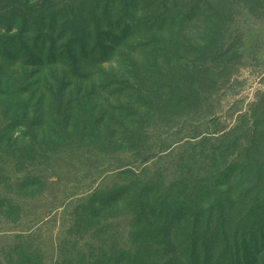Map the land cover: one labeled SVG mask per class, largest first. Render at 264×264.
Instances as JSON below:
<instances>
[{"label": "rangeland", "instance_id": "rangeland-1", "mask_svg": "<svg viewBox=\"0 0 264 264\" xmlns=\"http://www.w3.org/2000/svg\"><path fill=\"white\" fill-rule=\"evenodd\" d=\"M0 37V264H193L122 255L145 222L264 264V0H0Z\"/></svg>", "mask_w": 264, "mask_h": 264}, {"label": "trees", "instance_id": "trees-1", "mask_svg": "<svg viewBox=\"0 0 264 264\" xmlns=\"http://www.w3.org/2000/svg\"><path fill=\"white\" fill-rule=\"evenodd\" d=\"M6 42L7 41H5L4 39H1V37H0V63H5V62H8L9 60L13 59V56H12L13 54L9 53V52H11V50L14 46L7 44ZM205 159L208 160L209 158L206 157ZM183 161L186 165L192 164L194 162L191 157L185 158ZM181 171L183 172V168H181ZM166 221H169V220H166ZM145 226L147 227L146 222L142 227L135 228V234L133 235L132 240H137L139 243L138 246L133 248L134 251L133 250L130 251L131 250L130 248L127 250L125 249L126 250L125 252H120L122 255H125L128 258L129 254L131 252H134V255L136 257L135 260L138 261L139 258H137V255H140V257H141L140 261H141L142 257L145 256L146 253H148V247L144 248V246H146L145 241H148L147 246L149 245V247H152V245H156L155 244L156 241H157L158 245H161L160 242H158L160 239H168L170 241H173V239H177V238L179 239V237H181L183 240L179 241V242L177 240L174 247L178 248V251H181L180 256L182 258L189 260V258L194 257L196 260L192 261L193 264H207L208 263L207 262L208 261L207 252L206 253L199 252V250L202 248V246L206 245V243L203 242V240L205 238L204 236L201 237L198 235L200 239H198L197 235H192L191 238H185V236L184 237L180 236L179 233H177V232L174 233L175 229L172 226H169L167 224H165L161 230H155L153 233L148 234L147 232L144 233ZM144 239H145V241H144ZM168 240L166 242V245L164 246L166 251H168L169 247L172 245V242L170 243ZM187 240H193L196 243H192V246H190L188 248H184V245H185ZM156 254L157 253H153V254H151L150 257H156ZM89 259H90V261H89L90 263L80 262L77 264H109L108 261L106 262V260H105L106 257H103V255L95 257V258H89ZM199 259L200 260L202 259V263L199 262ZM249 259L250 258L248 257L246 264H249V262H248ZM69 264H76V263L71 261Z\"/></svg>", "mask_w": 264, "mask_h": 264}]
</instances>
